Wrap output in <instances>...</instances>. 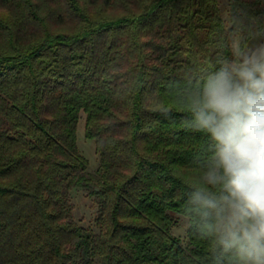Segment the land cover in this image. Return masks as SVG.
I'll return each instance as SVG.
<instances>
[{
	"label": "trees",
	"instance_id": "obj_1",
	"mask_svg": "<svg viewBox=\"0 0 264 264\" xmlns=\"http://www.w3.org/2000/svg\"><path fill=\"white\" fill-rule=\"evenodd\" d=\"M254 29L262 0H0V264H243L192 102ZM75 187L97 232L72 217Z\"/></svg>",
	"mask_w": 264,
	"mask_h": 264
},
{
	"label": "clouds",
	"instance_id": "obj_2",
	"mask_svg": "<svg viewBox=\"0 0 264 264\" xmlns=\"http://www.w3.org/2000/svg\"><path fill=\"white\" fill-rule=\"evenodd\" d=\"M193 124L213 142L209 184L222 187L226 249L264 264V45L210 73L192 102Z\"/></svg>",
	"mask_w": 264,
	"mask_h": 264
},
{
	"label": "rangeland",
	"instance_id": "obj_3",
	"mask_svg": "<svg viewBox=\"0 0 264 264\" xmlns=\"http://www.w3.org/2000/svg\"><path fill=\"white\" fill-rule=\"evenodd\" d=\"M225 3V0H221ZM263 4H264V0ZM223 17L226 18V11L223 5ZM264 45L256 30H253V37L244 52ZM76 143L79 152L87 159L88 166L86 174H94L98 166V157L95 152L94 143L84 136V117L81 116L76 126ZM68 200L72 207V217L76 223L85 227L91 232H97L93 221L97 215L96 199L89 193V190L84 187H75L68 192ZM187 228V220L182 217H176V223L172 228V233L184 241V236Z\"/></svg>",
	"mask_w": 264,
	"mask_h": 264
}]
</instances>
